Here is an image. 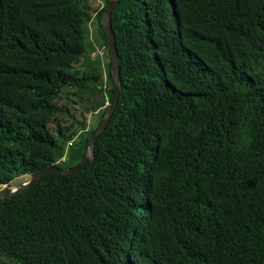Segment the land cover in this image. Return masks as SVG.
Segmentation results:
<instances>
[{
  "label": "trees",
  "instance_id": "trees-1",
  "mask_svg": "<svg viewBox=\"0 0 264 264\" xmlns=\"http://www.w3.org/2000/svg\"><path fill=\"white\" fill-rule=\"evenodd\" d=\"M86 1L0 0V184L86 156L62 116L106 105L97 14L115 91ZM112 28L95 159L0 203V264H264V0H121Z\"/></svg>",
  "mask_w": 264,
  "mask_h": 264
},
{
  "label": "rangeland",
  "instance_id": "rangeland-1",
  "mask_svg": "<svg viewBox=\"0 0 264 264\" xmlns=\"http://www.w3.org/2000/svg\"><path fill=\"white\" fill-rule=\"evenodd\" d=\"M86 5H88V6L92 7V8L93 7H97L96 9H98V7H100V10H101V7H104L105 6L104 0H87L86 1ZM97 17H98V15H96L95 17H93L92 20H91V23L89 24V27H90V37H91V45H90V49H89V52L88 53H89V58L91 59V61L97 60V62H99L98 63L99 64V67H97V69L100 70V68H101L102 72L104 73V86H102V90H103V93L102 94L104 95V97L106 99V105L102 107V111L101 112H98V113H89L86 116V118H84L83 116H80V114H78L79 119H81V120H83V121L86 122V125H84L82 127H80L79 124H77L78 120H75L73 118H69L66 115H63L62 116V119H66L67 125L68 126H71L70 132H75L76 133V135L73 138L75 141H77V139L79 138L78 136L81 133L86 132V131H90L95 126H96V130L99 128L100 124L97 126L96 125L98 123L97 121H99L98 120L99 117L101 118L102 112L103 111H105V112L107 111V109L110 106L111 101H112V100H109L108 99V92L110 90L109 80H108V78H109V75H108V63H109V59H108L107 56H106L105 60L97 59L98 56H104V51L106 50V48L104 47L105 45L103 43V40L99 36L98 31H97L98 28H99V23H98ZM107 55H108V53H107ZM95 56H97V57H95ZM111 70H112V67H111ZM100 101H101V94H95V95H87V96H84V98L82 99V102L81 103H82V106H84L85 102H88L89 105H90V107H93L94 105H96ZM103 118H101V122H102ZM96 130L94 132H96ZM70 144L71 143H68V145H70ZM68 151H69V146L66 147V148H64L62 150V156H61L60 160L58 161V164H60L62 166V167H60L62 169L72 168L73 166H77V165L80 164L79 163L81 161L80 159H79L78 162L76 161L74 163V165L73 164L71 165L67 161ZM40 172H38V173H40ZM38 173H36V174H38ZM32 176H34V175H32ZM31 177H28V179L26 180V182H23L21 185L27 183L31 179ZM21 178L22 177L16 178L12 183L0 184V193L4 192L6 190L12 189V188L21 187V185H17L18 181H20ZM1 259L4 260V261H9V258L8 257H3Z\"/></svg>",
  "mask_w": 264,
  "mask_h": 264
},
{
  "label": "water",
  "instance_id": "water-1",
  "mask_svg": "<svg viewBox=\"0 0 264 264\" xmlns=\"http://www.w3.org/2000/svg\"><path fill=\"white\" fill-rule=\"evenodd\" d=\"M121 0H111L109 9L106 13H104L102 17L103 27L105 30V33L107 35L109 49H110V55H111V67H112V75L115 81V91L113 94V98L111 101L110 106L108 107L104 118L99 126V128L94 132L91 136L89 147L86 153V156L79 165L73 166L72 168L68 169H62L56 165L41 171L40 173L34 175L31 177V179L21 185V187L18 188H12L9 190H6L2 193H0V203L5 198H12L14 195L18 194L21 191H24L26 189H29L32 187L38 180L42 179L43 177L51 174V173H58V174H72L76 173L82 170H85L87 166L95 159V147L96 144L101 136V134L105 131L106 127L109 125L111 118L113 116V113L118 106L119 100H120V94H121V70H120V64H119V55L117 51V41L116 36L114 34L113 28H112V18L113 14L118 7Z\"/></svg>",
  "mask_w": 264,
  "mask_h": 264
},
{
  "label": "built area",
  "instance_id": "built-area-1",
  "mask_svg": "<svg viewBox=\"0 0 264 264\" xmlns=\"http://www.w3.org/2000/svg\"><path fill=\"white\" fill-rule=\"evenodd\" d=\"M105 50V49H104ZM104 55H105V51H104ZM95 57H97V56H95ZM103 56H98L97 58H102Z\"/></svg>",
  "mask_w": 264,
  "mask_h": 264
},
{
  "label": "crops",
  "instance_id": "crops-1",
  "mask_svg": "<svg viewBox=\"0 0 264 264\" xmlns=\"http://www.w3.org/2000/svg\"><path fill=\"white\" fill-rule=\"evenodd\" d=\"M101 3V2H100ZM104 9V7H101V10H103ZM98 15V14H97Z\"/></svg>",
  "mask_w": 264,
  "mask_h": 264
}]
</instances>
